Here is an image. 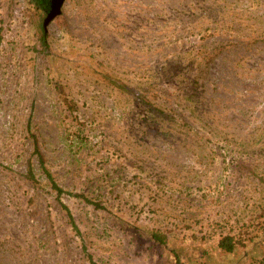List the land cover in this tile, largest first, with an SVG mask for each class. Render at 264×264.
<instances>
[{
  "label": "rangeland",
  "instance_id": "rangeland-1",
  "mask_svg": "<svg viewBox=\"0 0 264 264\" xmlns=\"http://www.w3.org/2000/svg\"><path fill=\"white\" fill-rule=\"evenodd\" d=\"M32 135L56 182L103 206L61 197L80 234ZM84 248L264 264V0H55L47 17L0 0V264H89Z\"/></svg>",
  "mask_w": 264,
  "mask_h": 264
},
{
  "label": "trees",
  "instance_id": "trees-1",
  "mask_svg": "<svg viewBox=\"0 0 264 264\" xmlns=\"http://www.w3.org/2000/svg\"><path fill=\"white\" fill-rule=\"evenodd\" d=\"M30 1L33 4L34 8L37 11L41 12V14L44 15V17H47V13L50 12V8L53 6V4L55 2V0H30ZM45 36H46V32L43 31V29H42L40 41H41L42 47L46 49L47 44L45 42ZM122 89L124 90L126 88L123 87ZM128 93H131V95L133 97H140V96H138V94H133V92H128ZM67 106L71 112L75 111V107H74L72 101H68ZM32 139H33L32 140L33 155L35 156V160H36L38 170L44 176L45 180L47 181L49 188L51 189V191L55 194L56 200L60 206V210L63 211V213L67 219V222L71 226L72 230L76 234H80L70 209L61 203V201H60L61 197L69 196V197L80 199L83 202H85L86 204L91 205L95 209H103V206L98 202L90 200L84 194L73 193V192H69V191L64 190L56 182L52 172L47 168L45 157L42 154L41 150L39 149V145H38V142H37V139L35 138V136L32 135ZM24 178L33 187H36L39 185L38 184L39 182H38V179L36 176L35 166L30 160H28L26 163ZM150 237L155 243H157L159 245L164 246L166 244L165 237L163 235L157 233V232H151ZM218 248L221 249L222 251L226 252V253H231L235 248V244L233 242L232 237L225 236V237L221 238L218 242ZM84 251L86 253L85 248H84ZM172 253H173V257H174V264H183L181 262L179 256H178V254H176L175 252H172ZM86 256H87V260H88L89 264H97L93 260V258L90 254L86 253Z\"/></svg>",
  "mask_w": 264,
  "mask_h": 264
}]
</instances>
